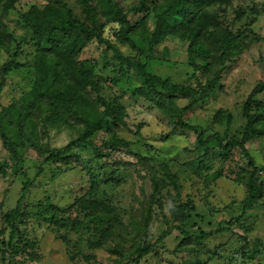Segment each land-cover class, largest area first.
Here are the masks:
<instances>
[{"label":"trees","instance_id":"1","mask_svg":"<svg viewBox=\"0 0 264 264\" xmlns=\"http://www.w3.org/2000/svg\"><path fill=\"white\" fill-rule=\"evenodd\" d=\"M20 1L0 0V140L8 151L1 173L3 176L26 177L16 207L0 213L5 225L0 231L3 264H18L16 258L27 250L30 243L20 229V224H25L30 218L26 200L35 184V179L25 169L26 155L30 150L38 154L37 176L43 174L48 165H55L63 172L75 165L87 178L86 183L80 182L72 205L61 209L46 197L47 204L41 207L42 213L38 212L37 216L49 212L51 216L47 221L59 227H71L79 234L86 231L95 239L87 240L91 248L115 243L121 258L119 264H141L157 244L172 233V229L184 237L182 243L186 247L191 244L197 246V251H192L193 255L204 253V249H199L209 237L233 233L247 213L264 199V166L257 163L247 148V143L254 137L264 135V81L259 82L242 103L245 123L241 135H223L220 131L210 134L207 128L186 118L191 110L218 90L227 65L262 40L250 29L233 31L221 22L215 12H211V5H223L229 0H162L154 6L151 18L146 15L137 25L132 24L129 15L146 12L148 0L132 4L127 11L120 0H43V9L32 6L26 13H19V23L24 28V33L19 35L6 19L18 12ZM111 24L116 25L114 36L117 42L106 36L107 27ZM171 39L187 46L189 65L193 69L190 78H196V84L192 81L177 83L150 70L157 49ZM95 42L105 47L106 54L112 51L115 55L107 63L111 66L108 77L98 73L95 60L82 58L85 49ZM119 43L130 45L135 54H124ZM131 72L141 80V85L134 86L132 90L134 96L158 108L176 127L197 134L195 149L198 157L187 166H195V174L204 178L207 187L224 174L222 171H201L208 166L204 160L212 150L218 148L229 154L239 149L246 158V165L240 163L238 166L241 172L237 179L247 192L239 204L240 214L222 221L218 229L203 231L200 235L188 231L186 225L190 220L203 219L204 216L197 213L191 198L184 200L180 174L173 169L174 163L167 159L136 155L138 165L150 179L151 192L147 194L143 189L142 197H135L138 207L133 214L130 213L128 224L118 207L100 198L95 163L108 161V152L131 150L133 144L117 136L100 144L95 141L97 133L103 130L111 132L114 126H127L128 122L127 109L121 98L106 97L102 85L108 78L119 84L126 76L131 77ZM17 74L26 79L21 94L4 104L5 89ZM180 99L187 100V104L179 105ZM213 117L215 123L228 128L235 121L234 114L223 108ZM62 126L76 131L77 136L62 147L53 148L45 143L50 131L59 130ZM84 150L93 151V160L88 161L84 157ZM111 161L104 167L134 166L133 162L121 159L112 158ZM113 182L121 183L115 178L106 181L107 184ZM208 208L212 213L213 207ZM70 210L77 213L74 218L63 216ZM165 210L169 211L175 224L168 226L152 243L148 238L149 228L159 213L166 218ZM7 229L10 230L9 239L2 237ZM123 231H129L130 235L128 254L121 251L122 243L117 241ZM237 235L239 247L231 253L232 264H248L263 255V240L256 239L252 244L247 236ZM225 248L220 246L215 255L221 257Z\"/></svg>","mask_w":264,"mask_h":264},{"label":"rangeland","instance_id":"2","mask_svg":"<svg viewBox=\"0 0 264 264\" xmlns=\"http://www.w3.org/2000/svg\"><path fill=\"white\" fill-rule=\"evenodd\" d=\"M140 0H120L122 7L127 11L132 4ZM162 0H148V9L141 14L130 13L129 18L133 25L140 23L143 18L153 15V8ZM32 6L41 9L45 6L43 0H21L17 5L18 12L11 14L6 19L12 29L17 30L19 35L24 33V28L19 23L20 14L26 13ZM210 10L216 13L222 23L231 27L235 32L250 29L262 40L254 43L249 50L242 54L235 61L230 62L223 72L222 84L209 99L191 110L186 118L202 128H207L209 133L220 131L223 135H241L245 119L242 116V103L245 101L252 89L261 81H264V0H229L223 5H211ZM149 18V19H150ZM150 26L153 21L150 19ZM116 25L107 27L106 36L112 40ZM124 54L134 55L135 51L128 44H118ZM105 47L97 42L90 44L84 51L83 59H93L97 62V71L105 77L110 75L111 66L109 58L114 57L110 51L104 52ZM187 46L180 41L168 40L156 51V59L150 63V70L163 77H170L177 83H188L192 81L196 84V78H190L193 69L189 65ZM108 63V64H107ZM131 77L126 76L119 84L107 79L102 85L103 93L106 97L118 96L121 98L127 109V126H114L111 132L101 131L96 134L97 144L105 141H112L115 136L131 141V150L122 149L115 152H108V161H97L95 168L100 183V198L119 208L125 223L130 222V216L138 207L136 196L142 197L143 189L147 194L151 192L150 179L145 177V170L141 169L137 163V154L155 156L158 159H167L172 162L173 169L180 174L183 186L182 196L184 200L191 198L196 205L197 213L204 216L194 218L188 222L187 229L195 235H200L203 231L210 232L219 228L222 221L230 220L234 215H239V204L246 197L245 186L237 179L241 169L240 163L246 165V158L239 149H235L229 154H225L218 148L204 160L208 165L203 170L204 173L220 172L217 181L207 187L203 177L195 174V166L189 167L188 163L198 157L196 152L197 134L176 127L173 121L158 108L142 98L132 94L134 86L141 85V80L133 73ZM26 81L22 75H14L4 92L3 103L8 104L13 97L21 94L22 86ZM187 100L180 99L179 105L185 106ZM227 109L235 116V121L228 128L220 126L214 121V114L219 109ZM201 128V129H202ZM77 136V132L62 126L59 130L52 129L45 140L53 148L62 147ZM247 148L257 163L264 166V135L254 137L247 143ZM111 153V154H110ZM38 154L30 150L26 155V167L28 175L35 179L34 187L26 200L27 212L30 218L25 224H20L23 235L30 240L27 252L24 251L16 258L18 264H119L120 256L116 252L115 243L107 244L102 248H91L87 240L95 239L88 233H77L71 227H59L47 221L51 215L44 212L42 216L41 207L47 204L46 197L51 198V202L66 209L72 205L74 197L78 192L80 182H87L85 173L80 167L72 165L64 172L55 165H48L46 171L37 176L38 164L36 159ZM84 157L89 161L93 160V151H83ZM8 158V151L0 140V213L7 212L16 207L21 195L26 177L24 175H7L1 173L2 162ZM121 159L126 162H133L134 166L127 167H107L111 159ZM104 159V160H106ZM239 163V164H238ZM142 171V172H139ZM199 171V173L201 172ZM264 179V170L262 173ZM121 181L120 184L113 182L107 184L106 181L113 179ZM213 207L211 213L208 207ZM76 208V207H74ZM76 211V209H75ZM71 210L65 217L74 218L77 213ZM75 212V213H74ZM78 212V211H77ZM131 213V214H130ZM166 218L162 213L158 215L148 231V238L155 243L160 235L175 224L170 218V213L165 210ZM62 218V215L60 216ZM5 227L0 214V231ZM245 235L253 244L256 239L264 241V199L235 227V231L225 232L209 237L205 240L204 253L193 255L192 251H197L195 244L187 247L182 243L184 238L178 230L172 233L161 243L157 244L154 251L149 254L141 264H232L231 253L239 247L238 235ZM10 230L2 235L9 239ZM117 241L122 243L121 251L129 253L131 247L128 239L129 231H123ZM220 246H225L221 257L215 255ZM1 247V244H0ZM10 253V252H9ZM8 255V254H7ZM0 264H3L0 250ZM128 264H132L128 262ZM248 264H264V253L256 261Z\"/></svg>","mask_w":264,"mask_h":264}]
</instances>
